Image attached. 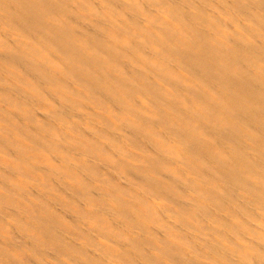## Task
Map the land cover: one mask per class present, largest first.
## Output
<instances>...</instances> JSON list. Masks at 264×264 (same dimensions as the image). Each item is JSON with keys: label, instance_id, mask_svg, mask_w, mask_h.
I'll use <instances>...</instances> for the list:
<instances>
[{"label": "bare ground", "instance_id": "bare-ground-1", "mask_svg": "<svg viewBox=\"0 0 264 264\" xmlns=\"http://www.w3.org/2000/svg\"><path fill=\"white\" fill-rule=\"evenodd\" d=\"M0 264H264V0H0Z\"/></svg>", "mask_w": 264, "mask_h": 264}]
</instances>
